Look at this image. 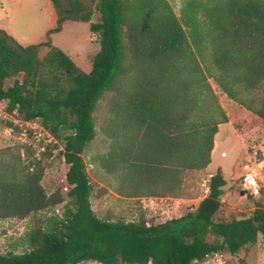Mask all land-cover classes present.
Returning a JSON list of instances; mask_svg holds the SVG:
<instances>
[{
    "label": "trees",
    "instance_id": "trees-1",
    "mask_svg": "<svg viewBox=\"0 0 264 264\" xmlns=\"http://www.w3.org/2000/svg\"><path fill=\"white\" fill-rule=\"evenodd\" d=\"M51 2L58 18L48 35L61 32L67 20L86 22L100 34V50L86 72L51 40L24 46L0 29V103L8 101V110L18 109L24 120L38 118L63 139L62 149L49 145L44 154L61 150L71 186L64 216L35 229L25 252L1 253L0 264H191L212 251L236 255L255 244L264 236L260 199L252 198L248 217L216 220L228 183L221 169L208 195L180 218L113 221L93 209L83 153L97 137V104L116 91L118 139L101 162L137 193L181 197L185 174L210 165L219 126L229 122L211 78L264 120V0H186L180 16L169 0ZM96 10L100 20L93 22ZM10 78L16 79L7 86ZM47 164L34 159L20 170L0 171V219H25L65 201L60 189L48 193L42 184Z\"/></svg>",
    "mask_w": 264,
    "mask_h": 264
},
{
    "label": "rangeland",
    "instance_id": "rangeland-1",
    "mask_svg": "<svg viewBox=\"0 0 264 264\" xmlns=\"http://www.w3.org/2000/svg\"><path fill=\"white\" fill-rule=\"evenodd\" d=\"M83 1L89 3L91 0ZM185 1L169 0L178 16L181 15V6ZM50 4V0H0V23L8 25L1 28L11 30L14 38L26 46L51 40L53 47L68 55L72 47L78 46L79 55H74V61L81 69L90 72L94 56L100 49L97 34H93L86 22L67 20L64 32L48 35V31L53 29L50 26L53 12L55 14V11L50 9ZM99 20L100 14L96 10L92 21ZM48 51L50 47L44 48L41 56H45ZM23 76L19 74L17 78L23 79ZM15 79L10 78L6 85H13ZM210 81L221 105L229 115V122L219 126L210 165L203 170L188 171L185 174L181 197L178 200L166 197L153 203L149 198L154 194L152 190L144 189L137 193L133 186L124 180L121 172L114 174L101 162V155L107 156L112 152L115 148L114 142L118 139L114 134V129L118 130V126L113 122L118 114L115 101L118 94L116 91L108 92L101 98L94 114L97 137L83 153L87 171L94 185L93 209L100 218L130 221L144 216L150 224L180 218L196 208L208 195L210 179L219 169L223 171L228 183L227 193L223 197V205L216 220L248 217L255 209V199L264 203V120L231 99L213 78ZM8 105L9 102L0 103V171L20 170L34 161L31 149H27L21 140V129L16 127L11 135L4 130L5 125H12L9 120L12 112L8 110ZM22 117L20 115V118ZM61 133L65 134L66 131ZM59 142L61 146L64 144L63 139H59ZM52 150L50 156L44 154L41 160L48 163L42 184L48 193L61 190L65 197L63 206L60 207L61 212L56 214L55 209L51 207L25 219H0V254L9 251L25 252L29 248V235L35 229L49 226L53 216H64L66 205L70 201L65 189L70 165L64 161L60 151L54 154ZM256 153L258 154L255 159ZM250 160L262 163L260 168L263 186L258 197L247 195L240 187L243 166ZM229 260L230 264H264V236H260L255 244L243 247L236 255H229Z\"/></svg>",
    "mask_w": 264,
    "mask_h": 264
},
{
    "label": "built area",
    "instance_id": "built-area-1",
    "mask_svg": "<svg viewBox=\"0 0 264 264\" xmlns=\"http://www.w3.org/2000/svg\"><path fill=\"white\" fill-rule=\"evenodd\" d=\"M97 37L99 38L100 34L96 33ZM96 37V38H97ZM2 103V102H1ZM11 115V114H10ZM1 116V111H0ZM8 118V117H7ZM9 120L12 122V125H5L4 130L7 134H13L15 132L16 127L21 129V140L23 144L32 147L35 151L34 159L42 160L43 154L47 151V147L49 145L59 144V140L54 136V134L48 130L46 127L43 126L41 121L37 118L35 120H24L20 118V113L18 109H15L12 112V115L9 117ZM61 149L63 146H61ZM60 149L57 148L53 151L54 154H58ZM226 154V153H224ZM257 154L255 155V159L257 158ZM65 161V158H63ZM262 163L253 162L250 160L243 166L244 173L241 177L240 187L241 189L248 195L253 197H258L261 195L262 191V181L263 175L261 172L260 165ZM34 167H31L33 170ZM71 186L66 185L65 189L68 191ZM152 201V200H151ZM153 203H156L152 201ZM63 204L57 205L55 209L56 214H60ZM81 264H104L99 261H87ZM124 264H131V263H124ZM148 264H154L153 261H150ZM191 264H230L229 256L224 253L223 251L217 250L212 251L205 255L202 259H194Z\"/></svg>",
    "mask_w": 264,
    "mask_h": 264
},
{
    "label": "crops",
    "instance_id": "crops-1",
    "mask_svg": "<svg viewBox=\"0 0 264 264\" xmlns=\"http://www.w3.org/2000/svg\"><path fill=\"white\" fill-rule=\"evenodd\" d=\"M51 1V0H50ZM50 9L51 10H54L55 11V14H54V12H53V15H52V24H51V26L50 27H53L54 28V26L56 25V23H57V18H58V15H57V12H56V9H55V7H54V5L52 4V2H51V4H50ZM64 26H65V23H64ZM1 27H8V25L6 24L5 26L2 24V23H0V29H2ZM4 29V28H3ZM6 30V29H5ZM49 30V29H48ZM47 30V31H48ZM10 35H12V36H14V34H13V32L11 31V30H6ZM61 32H64V27H63V29H62V31ZM93 34H96V33H94L93 32ZM98 38V37H97ZM99 39V38H98ZM21 43V42H20ZM22 44V43H21ZM23 45V44H22ZM24 46H26V45H24ZM79 48L80 47H78V46H74V47H72L70 50H69V55H70V57L71 58H73V60H74V57L75 56H78L79 55V53H78V51H79ZM100 50V49H99ZM75 55V56H74ZM9 80V79H8ZM7 80V81H8ZM3 102H7L8 103V101H3ZM216 145V144H215ZM215 149V148H214ZM225 152V151H224ZM226 153V152H225ZM207 196V195H206ZM150 198V201L152 200V201H154V202H158V200H160V199H165L166 197H162V196H150L149 197ZM169 198H172V197H169ZM174 199H176V200H178V199H180V197H178V198H174Z\"/></svg>",
    "mask_w": 264,
    "mask_h": 264
},
{
    "label": "bare ground",
    "instance_id": "bare-ground-1",
    "mask_svg": "<svg viewBox=\"0 0 264 264\" xmlns=\"http://www.w3.org/2000/svg\"><path fill=\"white\" fill-rule=\"evenodd\" d=\"M223 155H225V154H223Z\"/></svg>",
    "mask_w": 264,
    "mask_h": 264
}]
</instances>
